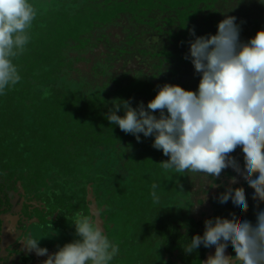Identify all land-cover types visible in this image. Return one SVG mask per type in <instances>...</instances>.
<instances>
[{
	"label": "trees",
	"instance_id": "1",
	"mask_svg": "<svg viewBox=\"0 0 264 264\" xmlns=\"http://www.w3.org/2000/svg\"><path fill=\"white\" fill-rule=\"evenodd\" d=\"M30 2L36 10L28 30L30 41L13 61L21 80L0 95V232L3 217L18 214L20 209L27 216L23 219L20 214L23 227L33 221L31 212L47 224V216L55 212L58 224L81 213L92 216L94 203L104 220L105 234L113 242V221L106 209L121 191L131 196L128 205H133L136 215L148 217L145 231L150 233L146 236L144 229L139 230L138 238H152L154 246L161 247L165 262L166 255L177 251L185 264H197L208 249L201 246L187 254L183 247L193 235L203 234L206 219L236 217L255 222L264 202L253 200L238 186L230 188L246 194V213L237 216L231 201L221 204L213 198L209 216L193 222L189 218L188 174L163 169L161 162L168 157L152 146L154 137L141 134L138 142L118 125H110L106 115L114 101L128 100L133 107L143 102L146 107L164 83L195 91L199 75L185 59L189 41L195 38L192 30L196 36L215 34L227 12L237 18L240 40L247 42L264 29V4L259 0H241L236 5L234 0ZM118 25L124 34L108 30ZM99 51L103 56H96ZM84 63L86 69L81 68ZM117 114L123 115V109ZM155 114L159 116V112ZM241 154L239 148L232 153L237 161L242 160ZM14 159L22 167L13 168ZM27 161L40 165L46 161L47 175L32 174ZM60 173L78 192L68 191L66 183L60 191L54 188ZM154 183L158 203L151 195ZM15 205H19L17 211ZM67 226L75 232L74 225H66V230ZM62 236L67 242L76 238ZM118 247L111 264H160L150 256L157 253L155 248L141 247L137 257L128 260Z\"/></svg>",
	"mask_w": 264,
	"mask_h": 264
},
{
	"label": "clouds",
	"instance_id": "2",
	"mask_svg": "<svg viewBox=\"0 0 264 264\" xmlns=\"http://www.w3.org/2000/svg\"><path fill=\"white\" fill-rule=\"evenodd\" d=\"M240 2L234 0L235 5ZM35 17L30 0H0V95L21 80L13 61L29 43ZM236 21L226 12L215 34L196 36L192 30L195 38L185 59L199 75L195 91L164 83L146 107L143 102L133 107L128 100L114 101L106 118L138 142L141 134L154 137L152 146L168 157L161 162L163 169L215 181L231 168L254 190L253 200L264 202V29L243 42ZM121 109L123 115H118ZM237 148L244 170L232 155ZM156 189L154 183L151 195L158 203ZM229 201L237 216L248 211L247 196L239 189L219 194V203ZM255 216V222L208 218L203 234L193 235L183 250L212 249L204 264H264V209ZM72 224L76 238L55 252L42 247L41 238L22 241L24 249L45 256L43 264H111L119 247L91 217L81 213Z\"/></svg>",
	"mask_w": 264,
	"mask_h": 264
},
{
	"label": "rangeland",
	"instance_id": "3",
	"mask_svg": "<svg viewBox=\"0 0 264 264\" xmlns=\"http://www.w3.org/2000/svg\"><path fill=\"white\" fill-rule=\"evenodd\" d=\"M114 32L118 34H124L121 25H118L117 28L115 27ZM98 54H101V52H98ZM93 60L95 59L93 58ZM86 67H87L86 63L81 65V68L83 69H86ZM241 155L244 159L243 153ZM18 159L13 160L15 162V164H13L15 165L13 168L18 169L22 167V166H17ZM238 163L241 169L244 170L245 161L238 162ZM41 164L43 165L33 164L27 161L25 165L26 167H28L29 171L32 174H39L40 177H43L47 175L46 170H45L46 161H43ZM225 172L229 174L225 175ZM221 175L222 176L225 175L224 181L227 180L228 187L229 186L230 187L232 186L247 187L250 194H252L253 196L254 190L250 188L241 177H238L231 168L224 170L221 173ZM63 177H64L63 173H60V180H58L54 188L60 191V189H62V186H63L62 184L66 183V186H68V184L70 185V189H68V191L70 190L73 194H75L74 192H78L74 184H72V182L69 181L68 179L63 180ZM195 177H198V176H195ZM232 177H236V182L234 183L232 182V179H231ZM40 182L41 181H39V183ZM209 182L210 181H206V180L203 181L201 178H199L198 180V179H193L191 177L190 179V175H188L187 177L186 183L188 187L187 191L189 192V203H190V206H189V216L190 217L189 218L193 222L204 219L208 217L210 214L209 211L211 209L209 208L208 204L211 201V198L214 195H217L219 186L217 187L215 186L216 190L215 191L212 190V192H210V190L208 189V187L210 186ZM36 184H38V182H36ZM48 190L50 191L49 187H48ZM129 197L131 198L130 195L122 193L121 191H117L114 194V197L110 203V206H107L106 210L109 213V218H111V220L113 221L112 224L110 225V229L113 234V237H112L113 239L112 238L111 239L113 240V242L116 245L120 246L122 251L126 253L125 258L127 257L128 260L129 258L131 260H134V258L137 257L136 256L137 253L141 251L142 248H149V249L155 248L154 251H156L157 253L152 252V254H150L151 259L153 258L157 259V261H159L160 264H175L171 261L165 262L163 260V252L159 249L161 247H159L158 245L154 246L155 241L153 242L152 238H150L148 241H146L145 239L142 240V236L138 238V235L136 234V232H139V230H143V229L145 231V228L148 226V223H146L148 222V217L143 218L142 214L140 215L137 214L138 216L136 215V210L133 208V205H130V204L128 205ZM172 201L173 199H171V201L169 200V203H171ZM129 203L132 204L130 199H129ZM15 209L17 211L16 205H15ZM20 214L23 215L24 217L26 216L25 212L22 211L21 209L19 210L18 214L15 212L13 213L11 212L9 213V215H5L3 228L0 232V237H2L0 241L1 242L0 243V264H26L24 262L25 258H27L30 261L29 263H31L33 261V256L29 255V252H27L24 249V245L22 242L28 238H34L40 235L43 237V239L51 241L52 242L51 246L42 245V247H46L48 249L49 253L55 252L59 246V245H56L57 244L56 242L58 241L56 240V237L54 236V233L52 232L53 226H48L50 230L52 231L46 232V231L41 230V228L37 227L38 221L33 220L31 223V226H28V228L25 231H21L19 228H17L18 226L17 222H19L20 220L19 218ZM91 219L95 223L96 221L95 217L92 216ZM48 222H50L49 219H48ZM113 223L116 224L115 227L112 226ZM67 224H68L67 221L63 223V225H67ZM67 230L73 231L72 226H67ZM147 233L149 234L150 232L145 231L143 232V235L147 236ZM63 243L65 244L67 243V241H64ZM212 251H213L212 249H208V251L205 253V256L202 260L205 261ZM32 253L35 255V257L40 258V256H37L34 252ZM41 257H42L41 264H43V261L46 259V257L45 256H41ZM149 260L150 258H148L146 262ZM202 260H200L197 264H202L201 263ZM178 262L183 263L182 260H178ZM37 264H40L39 261L37 262Z\"/></svg>",
	"mask_w": 264,
	"mask_h": 264
},
{
	"label": "flooded vegetation",
	"instance_id": "4",
	"mask_svg": "<svg viewBox=\"0 0 264 264\" xmlns=\"http://www.w3.org/2000/svg\"><path fill=\"white\" fill-rule=\"evenodd\" d=\"M115 27L117 28V26H112V27H110L108 30H111L112 31V34L113 33H115L114 32V30H115ZM103 47H105V45H103V46H101V49L103 48ZM100 52V51H99ZM97 54H96V56H98V55H101V56H103L102 54H98V52H96ZM89 58H92L91 60H93V58L95 59V55L94 54H92V53H89L88 55H87ZM90 67V66H89ZM241 158H242V160H239L238 162H242V161H244V159H243V157H242V155H241ZM229 173H227V174H225V175H228ZM225 175L224 176H220L218 179H216L215 181H211V180H209V179H207V178H203V177H195V176H191L193 179H198L199 180V178H201L203 181L204 180H206V181H210L209 182V184H210V186L208 187V189L210 190V192H212V190H216L215 189V186L217 187V186H219V190H218V192H217V195H214L212 198H211V201L209 202V204H208V206H209V208L210 209H212L213 207H214V205H213V202H212V199L213 198H218V194L221 192V191H223V189H227V188H230V186L228 187V182H227V180L226 181H224V179H225ZM193 182V181H192ZM240 188H243V189H245L246 191H248V193L250 194V192H249V190H248V188L247 187H240ZM251 196H252V194H250ZM40 206H42L41 204H40ZM18 207V209H19V205L17 206ZM30 208H32V207H30ZM33 209V208H32ZM31 209V210H32ZM210 213H211V210L209 211ZM9 215V214H8ZM31 216H32V219H31V221L32 220H34V221H38V224H37V227L38 228H41V230H43V231H46V232H48V231H52V230H50V228L48 227V226H53V233H54V236L56 237V239H58V241H59V246H62L63 244H60V243H63L65 240H64V236H62V234L63 235H65V234H71V235H74L75 236V234H73V233H75V232H73V231H67L66 230V225H63V223H60V224H58V220H56V219H58L57 217V213L55 212L54 213V215L51 217V215H48L47 217H48V219H51L50 220V222L47 224L46 222H41V219L39 218V217H37V214L36 213H34V212H31ZM80 216V215H79ZM78 216V217H79ZM77 216L76 217H74V218H72L70 221H68L67 223V225H69V223H70V225H74V224H72V222L73 221H75L77 218H78ZM58 224V225H57ZM74 231H75V229H74ZM68 232V233H67ZM165 259H166V261L167 262H169V261H171V262H173V263H178V264H185V261H186V259L185 258H182L179 254H178V252L177 251H173L172 252V254H168V255H166V257H165ZM178 260H182L183 261V263H179L178 262Z\"/></svg>",
	"mask_w": 264,
	"mask_h": 264
},
{
	"label": "water",
	"instance_id": "5",
	"mask_svg": "<svg viewBox=\"0 0 264 264\" xmlns=\"http://www.w3.org/2000/svg\"><path fill=\"white\" fill-rule=\"evenodd\" d=\"M90 212H91V215L93 217H95V219H96L94 224L100 226L101 229L105 232L104 220H103V218L100 215V211L97 209V206L94 203L91 205V211ZM92 216H90V217H92ZM19 218H21V217L19 216ZM25 218H27V216H25L23 219H25ZM4 220H5V217H3V223H4ZM17 223H18L17 228H19L21 231H25L28 228V226H31L32 222L31 223H27V225L25 224L23 227L20 226L19 222H17ZM2 228H3V224H2ZM34 238H36V239H40L41 238V240H40V245L41 246L42 245L51 246V244H52L51 241L43 239V237L40 236V235H38V236H36ZM56 240L58 241V239H56ZM56 243H57L56 245H59V241L56 242ZM29 255L33 256V261L31 263H29L30 262L29 260H28V262L24 261L26 264H37L38 261L41 264V259H42L41 256H40V258L35 257V255L33 253L32 254L29 253ZM201 263L204 264V260H202Z\"/></svg>",
	"mask_w": 264,
	"mask_h": 264
}]
</instances>
